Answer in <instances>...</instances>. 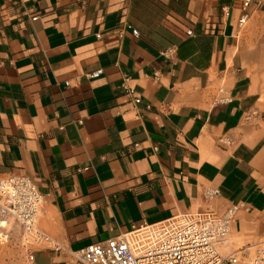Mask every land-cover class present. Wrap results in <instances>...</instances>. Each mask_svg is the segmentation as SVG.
Here are the masks:
<instances>
[{
  "label": "crops",
  "instance_id": "1",
  "mask_svg": "<svg viewBox=\"0 0 264 264\" xmlns=\"http://www.w3.org/2000/svg\"><path fill=\"white\" fill-rule=\"evenodd\" d=\"M244 1L0 0V177L34 182L62 246L27 264L230 206L220 250L264 246V0Z\"/></svg>",
  "mask_w": 264,
  "mask_h": 264
},
{
  "label": "built area",
  "instance_id": "2",
  "mask_svg": "<svg viewBox=\"0 0 264 264\" xmlns=\"http://www.w3.org/2000/svg\"><path fill=\"white\" fill-rule=\"evenodd\" d=\"M248 1H244L246 5ZM244 17V16H243ZM243 18L240 19V22ZM137 35V31L132 29ZM99 37V34H96ZM172 51L168 48L162 54ZM169 52V53H168ZM101 69L89 74L98 76ZM133 93L132 88L126 87ZM220 98L219 100H226ZM139 97H134L138 103ZM217 189H208L204 196L211 198ZM43 196L34 182L24 174L10 173L0 177V241L8 239L7 224L20 227L21 240L28 261L33 259V246L46 244L55 250L61 245L41 232L36 218ZM236 207L224 212L212 209L187 212L151 224L132 226L124 234L96 241L76 251V264H264V246L253 251L248 248L222 252L228 239ZM264 242V234L262 236Z\"/></svg>",
  "mask_w": 264,
  "mask_h": 264
},
{
  "label": "rangeland",
  "instance_id": "3",
  "mask_svg": "<svg viewBox=\"0 0 264 264\" xmlns=\"http://www.w3.org/2000/svg\"><path fill=\"white\" fill-rule=\"evenodd\" d=\"M20 239L16 232L12 233L4 243H0V256L16 264H27L26 251Z\"/></svg>",
  "mask_w": 264,
  "mask_h": 264
}]
</instances>
